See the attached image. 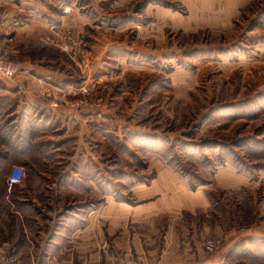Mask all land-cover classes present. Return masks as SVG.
Returning <instances> with one entry per match:
<instances>
[{
	"label": "rangeland",
	"instance_id": "obj_1",
	"mask_svg": "<svg viewBox=\"0 0 264 264\" xmlns=\"http://www.w3.org/2000/svg\"><path fill=\"white\" fill-rule=\"evenodd\" d=\"M46 18L44 33L22 30ZM0 53L19 74L49 66L73 76L68 90L40 91L65 96L79 116L96 115L86 134L76 125L74 142L85 151V140L95 155L105 147L114 223L110 236L79 239L72 257L60 255L71 245L52 236L47 221L46 236H22L0 160V264H91L90 249L103 253L105 243L135 233L157 236L152 248L139 238L157 253L138 259L132 248L135 264H264V234L251 232L264 221V0H0ZM17 76L0 78V104L12 111L27 104L4 91ZM12 139L0 135L2 151ZM56 155V165L69 169L71 154ZM225 172L234 186L219 183ZM202 195L207 207L184 209Z\"/></svg>",
	"mask_w": 264,
	"mask_h": 264
},
{
	"label": "crops",
	"instance_id": "obj_2",
	"mask_svg": "<svg viewBox=\"0 0 264 264\" xmlns=\"http://www.w3.org/2000/svg\"><path fill=\"white\" fill-rule=\"evenodd\" d=\"M77 14L76 10L73 11L70 16L72 21L76 19ZM47 24V18L44 20L34 19L22 30L32 35L36 32L44 33L47 30ZM47 67L49 66H45L43 71L41 69L34 71L31 68L33 72L28 67L24 68L25 71H22L15 79V84H13L15 86H7V89L4 90L8 94L14 93L24 97L27 104L24 105L21 102L22 105L20 104L13 111L11 110L12 106L5 108L0 104V135L7 137L12 135L14 146L3 151L1 150L3 149L2 146L0 148V160L5 162V167L9 170L8 177L14 166H22L26 170L23 183L12 187L11 191L8 189L7 191L11 192L12 196L11 201L6 200L14 209L11 212L13 216L10 218L14 219L15 224L24 228L22 236H46L45 231H41V226L44 224L43 222L47 221L45 222L46 226H55V232L52 236H62L60 239L71 245L68 249L62 248L59 252L60 255L72 257V250L75 249L72 247L78 245L77 241L82 237L86 236L91 239L89 236L111 235V225L114 224L110 212L111 196L109 186L105 187L110 170L105 166V147L100 148L101 151L96 156L85 140H81V145L87 146L85 151L82 149L80 151L78 144L74 142L76 141L74 140L76 125L83 126L84 124L86 128L83 127V131L86 134V131L91 128L87 127V123L96 118V115L89 114V111H81L80 117L75 113L76 111L67 109L64 103L57 109L53 108L52 99L40 91L44 85L68 90L73 81L72 75L54 73L47 70ZM21 107L22 112L20 111ZM14 114L19 115L14 117ZM98 116L101 117L100 114ZM80 118L82 119L80 120ZM85 136V138L88 137ZM68 140L69 142L63 146L62 142ZM98 144L104 146L105 142L102 141ZM62 150L64 152L67 150L71 154V159L68 160L71 165L65 171L56 165L58 157L56 154L61 153ZM100 159L103 162L102 165ZM105 173L107 174L106 179ZM228 174L225 172V175L221 173L218 176V181L222 187L234 186L232 182L229 184L224 177H227ZM98 178L99 180H97ZM202 199L203 202L195 203V205L188 204L184 206V209L207 207L208 204L204 195H202ZM93 202L101 203L98 207L90 205L86 211L80 212V208ZM119 207L121 208V206ZM174 207L172 204L170 208H167L166 205L159 208L157 205L155 208L157 210L154 209L152 214L159 216V214ZM64 209H68V211H64ZM78 213H81V216ZM142 213L144 212L139 213L141 216H135L139 219L138 221L134 220V222L141 223ZM6 218H8L7 215ZM251 232L255 236L264 234V221L261 227L253 228ZM141 237L144 238L145 246L149 245L151 248L155 243L152 237L157 238V236H137L135 233L134 236H123L122 242H111L110 240L103 245V253L100 248L98 251L95 248L89 250L94 252V254L88 255V257L90 256V263L135 264L129 261L132 255L129 251L132 248H134L138 259L144 257L145 254L151 258L155 257L157 250L146 251L143 243H140L142 239L139 238ZM126 238L127 240H125ZM148 240L150 241L149 244L147 243ZM165 262L162 264H166ZM55 263L73 264L74 259L65 261L60 258ZM18 264L31 263L22 259Z\"/></svg>",
	"mask_w": 264,
	"mask_h": 264
},
{
	"label": "built area",
	"instance_id": "obj_3",
	"mask_svg": "<svg viewBox=\"0 0 264 264\" xmlns=\"http://www.w3.org/2000/svg\"><path fill=\"white\" fill-rule=\"evenodd\" d=\"M65 51L69 54L76 55V50L72 47L69 46H64ZM19 65L13 61L10 60L9 58H6L5 55L0 53V78L8 81L14 80V78L19 74ZM47 94L52 99V107L53 108H59L61 103H65L67 106L68 103L65 101V96H60L58 95L57 92L53 90H44ZM26 175V170L22 166H14L10 172V175L8 177L7 183L10 188L20 185L24 181V177ZM216 244L211 245L208 247V250L210 252L215 251L216 249Z\"/></svg>",
	"mask_w": 264,
	"mask_h": 264
}]
</instances>
